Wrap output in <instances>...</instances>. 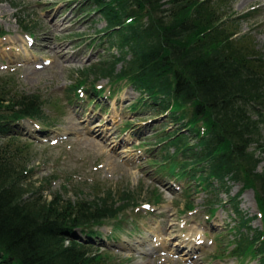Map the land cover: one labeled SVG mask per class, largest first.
Instances as JSON below:
<instances>
[{
    "label": "trees",
    "instance_id": "trees-1",
    "mask_svg": "<svg viewBox=\"0 0 264 264\" xmlns=\"http://www.w3.org/2000/svg\"><path fill=\"white\" fill-rule=\"evenodd\" d=\"M79 1L82 13L100 12L105 24L97 29L103 33L99 38L116 45L118 52L87 66L70 89L75 92L90 75L131 84L138 95L130 108L165 116L155 140L169 173L194 179L195 189L205 191L217 186L229 191V181L241 182L233 200L252 186L262 225L252 226L255 215H247L234 201L239 219L230 253L264 264L261 53L239 48L237 41L246 36L230 29L235 17L215 15L213 4L207 10V0ZM21 27L29 30L27 24ZM9 83H0V264H119L106 247L96 246L94 237L101 234L97 226L118 219L135 197L124 189L115 198L109 188L76 200L55 191L40 197L38 189L24 196L21 185L31 169L30 150L14 129L24 117L46 121L44 100Z\"/></svg>",
    "mask_w": 264,
    "mask_h": 264
},
{
    "label": "rangeland",
    "instance_id": "rangeland-1",
    "mask_svg": "<svg viewBox=\"0 0 264 264\" xmlns=\"http://www.w3.org/2000/svg\"><path fill=\"white\" fill-rule=\"evenodd\" d=\"M80 3L0 0V83L10 79L13 89L39 93L47 121L25 117L15 125L20 142L30 150L24 196L38 189L40 197L55 191L76 200L109 188L117 198L130 190L134 204L118 219H105L94 237L96 246L105 244L119 264H263L230 253L239 219L234 201L255 215L252 226L262 225L252 186L233 200L241 182L229 181V191L223 186L205 191L195 189L194 179L169 173L155 140L165 116L130 108L138 95L131 84L90 75L75 92L70 89L87 66L118 52L116 45L99 38L103 33L97 29L105 24L100 12L82 13ZM210 4L215 15L235 17L230 29L246 36L237 41L239 48L261 53L264 60V0H207V10ZM166 125L176 126L169 120ZM262 146L259 167L264 165V138Z\"/></svg>",
    "mask_w": 264,
    "mask_h": 264
},
{
    "label": "bare ground",
    "instance_id": "bare-ground-1",
    "mask_svg": "<svg viewBox=\"0 0 264 264\" xmlns=\"http://www.w3.org/2000/svg\"><path fill=\"white\" fill-rule=\"evenodd\" d=\"M253 1V0H252ZM240 3H241V1H240ZM249 3V2H248ZM97 135V134H96Z\"/></svg>",
    "mask_w": 264,
    "mask_h": 264
}]
</instances>
